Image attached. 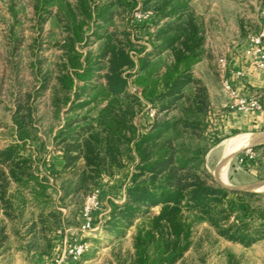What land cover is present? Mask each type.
Listing matches in <instances>:
<instances>
[{
    "label": "trees",
    "instance_id": "16d2710c",
    "mask_svg": "<svg viewBox=\"0 0 264 264\" xmlns=\"http://www.w3.org/2000/svg\"><path fill=\"white\" fill-rule=\"evenodd\" d=\"M120 2L124 10L117 13L101 9L95 0H77L76 6L43 1L46 7H58L54 28L64 35L54 68L43 76V88L52 92V107H69V116L53 138L58 150L49 152L51 173L63 181L64 198L99 191L94 225L104 213L106 229L117 237L142 221L136 225L131 264L183 261L194 248V229L201 223L218 238L244 247L264 240V207L245 202L264 195L221 187L204 168V155L179 148L178 141L201 139L205 131L202 120L191 118V107L202 113L208 106L206 90L193 76L205 56L203 23L184 0ZM139 4L153 13L151 19L133 20ZM43 5L40 20L42 14L52 16ZM116 17L121 23H114ZM140 42L148 43L151 51L145 53ZM42 65L39 62L40 73ZM132 86L140 97L131 93ZM190 87L194 95L187 93ZM144 104L156 108L162 118L147 120L138 133L134 121ZM175 111L182 116L171 117ZM257 115L228 109L221 120H256ZM14 125L17 143L0 144V212L13 221L30 198L39 211L31 233L38 227L41 234L52 233L59 217L47 214L48 186L34 174L32 158L22 153L26 140L37 139L31 109L19 105ZM45 146L40 145L42 152ZM121 173L125 180L120 185L116 178ZM14 185L17 194L11 193ZM106 193L120 197L106 206ZM6 238L1 235L0 245ZM58 241L62 245V238Z\"/></svg>",
    "mask_w": 264,
    "mask_h": 264
},
{
    "label": "rangeland",
    "instance_id": "374dc122",
    "mask_svg": "<svg viewBox=\"0 0 264 264\" xmlns=\"http://www.w3.org/2000/svg\"><path fill=\"white\" fill-rule=\"evenodd\" d=\"M43 1L0 0V144L10 146L17 143L14 114L19 105L25 110L31 109L37 139L26 140L22 153L32 158L34 174L47 184L48 194L51 196L50 203L47 205V214L54 212L59 217V223L56 231L52 233H39L42 227H38L36 233H31L32 222L37 220L39 211L32 205L30 198L24 208L21 206L22 209H17L16 214L19 218L13 221L0 212V237L2 234L7 236L6 241L0 245V264H48L53 257L55 245L59 244L58 248L61 245L58 239L64 240L65 235L74 242H85L89 245L85 255L75 264H131L135 252L133 241L136 225L142 221L137 220L134 227L117 237L106 229L103 223V213L99 216L100 222L96 224L95 232L80 233L83 210L90 193L70 195L64 198L63 181L56 179L51 173L49 165L53 155L49 152L57 149L53 138L69 116L67 115L69 107L63 106L59 111L54 109L51 89L43 88V76L49 68H54L57 57L61 54L57 50V44L64 37L60 29L54 28L53 30L52 24L43 22L44 14L40 20ZM184 1L192 10L191 0ZM243 3L242 19L239 17L236 20V6L233 1L226 0L224 5L220 0L221 6L227 10V32L230 38L240 42L234 44L236 47H243L249 37L256 33L253 23L255 0H243ZM140 8L143 9L142 5ZM192 12L194 13L193 10ZM194 15L201 21L197 14L194 13ZM204 35L206 36L205 33ZM140 44L146 47L145 53L151 51L148 43L140 42ZM234 45L230 44V47ZM227 48L226 45H218L212 39L210 42H205V56L194 67L193 76L199 85L205 88L208 106L202 113L198 112L196 107H191L194 115L191 118L202 120L205 131L201 139L196 137L186 140L184 138L185 140L178 141L181 150L191 155H204V168L211 176L222 159V143L225 140L239 134L264 133L262 114H258L256 120H221V116L231 104L222 87L218 64L219 59L225 57ZM39 62L43 64L41 73L38 72ZM50 84L54 87L53 81ZM130 91L140 97L133 86L130 87ZM194 92L193 87L187 89L190 95H194ZM144 105L134 121L138 133H141L148 125L147 120L155 119L158 115L162 118L156 108L149 104ZM25 113L26 111L23 114ZM152 113L154 116H151ZM76 114L78 113H72L70 116ZM170 116L177 118L182 116V113L175 111ZM216 140H219V143L215 145L213 142ZM40 145H46L45 151H41ZM247 149L235 155L230 163L227 179L231 187L246 189L264 182V144L253 147L252 160L246 164H239L238 159L244 156ZM123 180H125V175L121 173L117 176L116 182L121 185ZM16 188L15 185L12 186V194L18 193ZM118 194L124 195L125 189L119 191ZM257 194L264 195L263 192ZM104 195L106 206L109 205L110 199L116 200L120 197L108 193ZM27 196H29L28 193ZM245 202L251 204L253 208L264 207V198L246 199ZM15 204L18 206L19 202L16 201ZM50 219L53 222L54 217ZM193 240L194 249L182 264H202V261L205 264H215L226 246L213 230L202 223L195 227Z\"/></svg>",
    "mask_w": 264,
    "mask_h": 264
},
{
    "label": "crops",
    "instance_id": "0c3cea01",
    "mask_svg": "<svg viewBox=\"0 0 264 264\" xmlns=\"http://www.w3.org/2000/svg\"><path fill=\"white\" fill-rule=\"evenodd\" d=\"M62 1L63 4L68 2L72 6L77 5V0ZM232 1L236 6L235 19L237 18L236 20H238L239 17L242 19L241 17L244 14L243 0ZM263 1L264 0H255L254 3L253 18L255 20L253 23L256 33L259 32L262 25L261 9ZM222 2L225 5L226 0H222ZM95 3L101 7V9L107 7L109 12L115 11L120 13L124 10L120 0H95ZM190 3L192 5V10L201 18L203 23L206 34L205 42H210L212 39L218 45H226L228 48L225 50V57L228 59L230 66L236 70H244L247 72V75L243 80L236 82L239 89L247 94L264 92V73L255 70L246 58L245 50L247 43H245L243 47H236L234 45L235 43L240 42H236L233 38H230L229 33L227 32V10L221 6L220 0H191ZM45 5L46 3L43 6ZM44 9H48V12H52V16L45 13L43 20L49 25L52 24L51 26L54 28L55 16L59 11L58 7L56 5H48L47 7L45 6ZM114 23L119 24L121 22L117 18ZM230 44L234 46L230 47ZM228 120L232 119L228 118ZM221 241L224 242L226 246L215 264H264V240L258 241L250 247L234 244L224 239ZM193 249L186 254L185 258ZM184 260L177 264H182ZM202 264H205V262L202 261Z\"/></svg>",
    "mask_w": 264,
    "mask_h": 264
},
{
    "label": "built area",
    "instance_id": "2783aa9c",
    "mask_svg": "<svg viewBox=\"0 0 264 264\" xmlns=\"http://www.w3.org/2000/svg\"><path fill=\"white\" fill-rule=\"evenodd\" d=\"M140 6L139 4V7L136 8L133 20L135 22H143L151 19L153 13L143 10ZM261 19V29L248 39L245 56L255 70L264 73V1L261 9ZM218 64L224 93L231 101L228 109L242 115L262 114L264 116V92L247 94L242 92L236 83L243 80L247 72L232 68L226 57L220 58ZM151 116H154V113ZM252 149H247L244 156L238 159L239 164H245L253 159ZM99 208L100 192L93 191L87 196L85 202L83 222L79 228L80 233L88 234L97 230L96 225H94L93 214ZM88 247L87 243L74 242L65 235L60 250L49 264H75L85 255Z\"/></svg>",
    "mask_w": 264,
    "mask_h": 264
},
{
    "label": "bare ground",
    "instance_id": "6f19581e",
    "mask_svg": "<svg viewBox=\"0 0 264 264\" xmlns=\"http://www.w3.org/2000/svg\"><path fill=\"white\" fill-rule=\"evenodd\" d=\"M264 143V133L258 134H239L225 140L223 145L222 159L212 172L216 180L226 187H231L227 179V171L234 156L245 149H250ZM256 192L264 193V183L253 187Z\"/></svg>",
    "mask_w": 264,
    "mask_h": 264
},
{
    "label": "water",
    "instance_id": "95a60500",
    "mask_svg": "<svg viewBox=\"0 0 264 264\" xmlns=\"http://www.w3.org/2000/svg\"><path fill=\"white\" fill-rule=\"evenodd\" d=\"M263 144H264V143H263ZM260 145H262V144H260ZM255 147H256V146H255ZM212 176H213L214 181H215L217 184H219L221 187H223V188H225V189H228V190H230V191L250 192V193H260V192H256V191H254V190H252V189H253V187L259 186L260 184L264 183V182H261V183L254 184V185H252V186H250V187H248V188H246V189H239V188H234V187H226V186H223L222 184H220V183L216 180V178H215V176H214L213 173H212Z\"/></svg>",
    "mask_w": 264,
    "mask_h": 264
}]
</instances>
